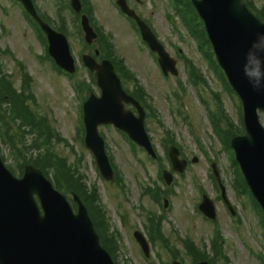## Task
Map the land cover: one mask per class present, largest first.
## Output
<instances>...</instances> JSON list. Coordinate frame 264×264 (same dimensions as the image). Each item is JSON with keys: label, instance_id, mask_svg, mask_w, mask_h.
Segmentation results:
<instances>
[{"label": "rangeland", "instance_id": "obj_1", "mask_svg": "<svg viewBox=\"0 0 264 264\" xmlns=\"http://www.w3.org/2000/svg\"><path fill=\"white\" fill-rule=\"evenodd\" d=\"M84 1V13L93 24L99 26L96 28L99 34L108 36L107 44L104 41L96 43L95 49L100 46L103 57H112L121 65H126L121 67L129 68L136 75L149 96L146 125L159 155L157 160H151L146 152L133 148L115 128H100L106 140L107 152L121 180L115 184L108 183L100 175L92 154L82 142L79 132L83 96L87 97L91 91L98 95L99 89L81 61L84 54L95 49H88L79 21L69 7L70 0H36V3L51 22L65 25L64 31L78 61L74 77L57 71L46 57L42 38L36 35L24 16V9L15 0H0V72L1 75H11L17 88H20L21 76H32L37 100L34 110L47 117L50 127L60 138L73 145L76 153L63 141L59 143L56 140L50 143L51 151L66 158L83 184L97 192L104 242L117 264H171L174 257L183 258L185 264H192L191 259L197 262L208 260L209 251L215 247L214 234L217 229L225 240V246L219 248V251L223 248L222 258L216 263L212 260L214 264H263L259 256L264 251L261 220L253 208V202L251 204L246 196L235 191L236 169L232 151L224 133L216 126L222 122L221 128L227 130L223 125L226 123L224 116L216 111L221 106L229 120L237 128L242 127L238 99L216 73L217 65L203 59L196 41L184 28V21L182 23L179 15L175 14L173 0H141L140 3L131 0V4L178 61L177 78L162 75L157 59L143 45L137 29L131 27L130 20L120 14L117 0ZM253 1L259 10L264 8V0ZM87 4L91 7L89 11ZM205 51L207 53L209 48L206 47ZM185 57L195 65L192 73L187 68ZM17 60L22 61L23 67L18 66ZM192 75L195 82L191 80ZM84 82L90 84V89L86 86L83 93H79L77 85H84ZM132 86V83L127 84L129 89ZM170 134L173 138L169 137ZM32 139L33 136L27 134L24 145L10 146L3 144L0 137V154L17 173L32 155L30 149L24 148L25 145L29 147ZM172 140L181 147L183 156L190 160V166L184 174L175 176L171 186H167L161 172L171 168L165 142ZM37 141L49 142V138L37 136ZM37 149H41L37 155H42L48 147L42 145ZM19 150L25 157L18 155ZM201 154L210 161L215 159L213 162L217 163L231 202L238 211L234 218L236 220L222 203L220 191L211 176L210 162ZM195 158L198 161L192 164ZM151 189L157 191L156 196L151 195ZM204 194L216 202V222L207 220L198 211ZM164 196L170 201L167 209L164 207ZM135 231H142L146 236L152 234L156 244L151 241L153 252L149 258L135 240ZM188 237L205 254L194 249L192 253L188 252L182 243V239ZM161 245L167 246L169 251Z\"/></svg>", "mask_w": 264, "mask_h": 264}, {"label": "water", "instance_id": "obj_2", "mask_svg": "<svg viewBox=\"0 0 264 264\" xmlns=\"http://www.w3.org/2000/svg\"><path fill=\"white\" fill-rule=\"evenodd\" d=\"M20 1L43 26L50 42V53L58 65L74 73L75 62L67 38L39 19L31 0ZM72 4L80 13L79 1L73 0ZM118 4L123 12L136 19L145 41L159 53L164 72L177 74L175 63L149 27L130 10L126 0H119ZM193 4L205 21L222 67L243 100L247 136L233 139L232 146L254 195L264 208V129L257 116L258 109L264 110V92L254 91L245 77L246 71L255 69V65L247 61L253 44L264 45V37L258 36L264 32V25L248 11L242 0H193ZM82 26L87 41L92 43L97 36L86 16L82 18ZM260 59L264 61V56ZM84 62L92 71H97L102 90L100 98L92 95L85 104L86 144L94 153L103 177L110 181L114 172L98 132L100 125L114 124L149 153L155 154L144 128L145 113L124 92L113 65L108 61L98 65L89 56L84 57ZM260 71L264 73V63ZM125 104L138 107L140 117L126 111ZM178 156L177 150L171 151L175 170L183 172L187 163L180 161ZM166 178L170 183L172 177L166 174ZM35 195L40 199L44 216L34 200ZM223 197L229 204L224 188ZM75 199L79 204L78 214L40 170L28 166L24 178L19 180L12 176L0 158V264H114L100 244L86 207L77 197ZM200 208L208 218L216 219L214 203L207 197ZM135 236L149 255V246L143 236L140 233Z\"/></svg>", "mask_w": 264, "mask_h": 264}, {"label": "trees", "instance_id": "obj_3", "mask_svg": "<svg viewBox=\"0 0 264 264\" xmlns=\"http://www.w3.org/2000/svg\"><path fill=\"white\" fill-rule=\"evenodd\" d=\"M180 3L182 4V5H184L185 7H188L190 10H192L193 11V9H192V7H191V5H190V3L189 2H187V4L185 3V1H183V0H181L180 1ZM186 24L188 25V26H191V24H190V20L187 18L186 19ZM128 76V78L129 79H134V77H132V76H130V75H127ZM8 80L5 78V79H3V80H1L0 81V118H2V116L4 115V113H5V109H4V95L6 94L7 95V93H5V91L6 90H8V88L10 87H8L7 85H8ZM10 89V88H9ZM137 89H138V91H136V93L134 94L140 101H143V97H140V96H138L137 95V93H139V91H140V89L137 87ZM11 90V89H10ZM140 93H143V91L142 92H140ZM2 121H0V123H1ZM37 164L41 167V168H45L43 165H42V162L41 161H37ZM58 171L59 172H61V170L60 169H58ZM73 172L71 171V169H69V168H65L61 173H59L58 175H56L57 177H56V185H57V187L60 189V190H62V191H65V192H67V193H69V192H71V191H74V192H76V193H78V194H80L81 196H82V190H81V185L79 184V182H77V181H79L80 179L79 178H76V180H75V178H74V173L72 174ZM76 176V175H75ZM97 216H100V215H97ZM102 239H103V237H102ZM103 244L105 245V247L107 248V249H109V247L105 244V242H104V239H103ZM110 250V249H109Z\"/></svg>", "mask_w": 264, "mask_h": 264}, {"label": "clouds", "instance_id": "obj_4", "mask_svg": "<svg viewBox=\"0 0 264 264\" xmlns=\"http://www.w3.org/2000/svg\"><path fill=\"white\" fill-rule=\"evenodd\" d=\"M258 36L264 37V32L258 33ZM264 56V45L254 43L249 51L247 61L251 65H255L252 71H246L245 77L254 91L264 92V73L260 71L262 61L260 57Z\"/></svg>", "mask_w": 264, "mask_h": 264}]
</instances>
